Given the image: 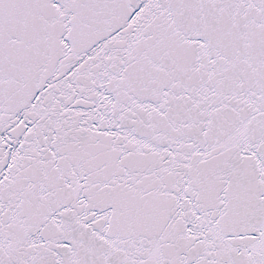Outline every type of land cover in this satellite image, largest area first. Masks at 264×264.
<instances>
[{"label":"snow or ice","instance_id":"snow-or-ice-1","mask_svg":"<svg viewBox=\"0 0 264 264\" xmlns=\"http://www.w3.org/2000/svg\"><path fill=\"white\" fill-rule=\"evenodd\" d=\"M0 264H264V0H0Z\"/></svg>","mask_w":264,"mask_h":264}]
</instances>
